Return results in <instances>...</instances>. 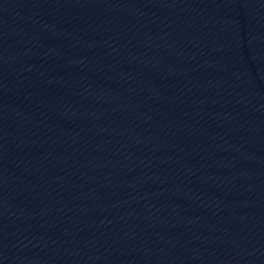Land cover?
I'll use <instances>...</instances> for the list:
<instances>
[{
  "label": "water",
  "instance_id": "95a60500",
  "mask_svg": "<svg viewBox=\"0 0 264 264\" xmlns=\"http://www.w3.org/2000/svg\"><path fill=\"white\" fill-rule=\"evenodd\" d=\"M0 264H264V0H0Z\"/></svg>",
  "mask_w": 264,
  "mask_h": 264
}]
</instances>
